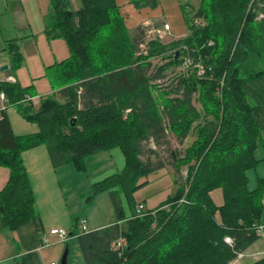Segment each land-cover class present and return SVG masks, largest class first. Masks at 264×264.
<instances>
[{"label": "trees", "instance_id": "16d2710c", "mask_svg": "<svg viewBox=\"0 0 264 264\" xmlns=\"http://www.w3.org/2000/svg\"><path fill=\"white\" fill-rule=\"evenodd\" d=\"M81 1L75 9L71 0H52L49 37L64 38L70 48L48 70L55 92L34 102L19 82H0L8 101L40 128L17 136L0 110V165L11 171L0 190V230L39 219L23 150L45 144L54 165L73 163L85 172L91 155L119 147L124 168L93 183L86 195L90 204L109 191L115 208L113 224L79 233L86 263L229 264L260 238L263 222L264 177L253 185L249 176L260 161L262 128L244 84L264 74V9L258 10L264 0H200L191 14L183 0L190 31L169 42L149 38L152 27L130 29L117 0ZM7 48L20 66L18 46ZM187 56L192 63L185 67ZM169 134L180 142L195 137L181 156L168 148L177 173L187 165L188 187L149 209L135 193L165 164L144 158L146 149L151 141L169 143ZM216 188L222 203L212 197ZM140 203L145 214L129 216ZM120 236L122 252L114 247ZM252 264H264V256Z\"/></svg>", "mask_w": 264, "mask_h": 264}, {"label": "crops", "instance_id": "0c3cea01", "mask_svg": "<svg viewBox=\"0 0 264 264\" xmlns=\"http://www.w3.org/2000/svg\"><path fill=\"white\" fill-rule=\"evenodd\" d=\"M117 2L130 29L140 24L153 27L152 25L161 26L164 22H169L173 39L188 32L183 0H157L155 6L147 4L139 7L135 5V0ZM167 4H176L177 8L172 7L169 10L171 16L163 18L161 7ZM51 13L52 4H0V82H19L29 89L30 97L37 96L35 99L55 92L47 75L48 70L56 62L69 56L51 49L53 41L62 39L49 37L47 24ZM135 20L137 22L134 23ZM128 21L134 24L130 26ZM9 42L12 45L16 44L23 55L21 65L18 67H14L11 60L12 53L7 48ZM48 47L51 49L49 52ZM4 64H8L9 67L1 70ZM244 90L250 101L256 105L254 115L262 128L257 149L260 161L254 170H249L252 172L251 175L249 173L251 183L256 185L258 178L264 177V74L246 82ZM0 110H4L15 135L23 136L39 131V124L37 122L36 125L33 124L34 120L25 116L17 104L10 103L1 89ZM106 152L108 154L102 158H96L98 160L95 164H99L97 171L87 164L88 172L82 179L87 181L75 191L72 186L75 166L73 168L70 163L54 165L45 144H38L22 151L39 219L38 221L30 219L15 229L0 230V264H45L51 260L61 263L66 249V264H87L79 243V233L82 232L81 220L86 219L87 231L107 227L115 222V208L109 191L99 193L90 204L86 203V195L93 183L121 171L126 164L125 156L119 147L93 154L87 163L91 157H99ZM10 173L9 167L0 165V190L7 184ZM79 174L82 175V172ZM78 194L82 195L81 203L73 207L71 201ZM125 207H128L126 202ZM127 213L129 214V210ZM262 221L263 230L260 238L244 251L249 255L241 258L238 264H252L264 256V213ZM69 226L71 237L67 241H59L55 235L50 234L51 228ZM43 235L49 236L53 243L43 245ZM229 264L237 263L232 261Z\"/></svg>", "mask_w": 264, "mask_h": 264}, {"label": "rangeland", "instance_id": "374dc122", "mask_svg": "<svg viewBox=\"0 0 264 264\" xmlns=\"http://www.w3.org/2000/svg\"><path fill=\"white\" fill-rule=\"evenodd\" d=\"M71 2H72V5L74 8H79L82 5L81 0H71ZM188 2L190 4V6H192L191 7L192 11L189 9L190 7L188 8L189 9L188 13L191 14L197 10L198 6L200 5V0H188ZM0 4H49L50 5V4H52V0H7V1L6 0H0ZM172 7L174 9L177 8L176 4H167L166 6L161 7L163 18H168L171 16V12L169 10ZM263 9H264V4H262V3L259 4V9H258L259 12H263ZM125 15L127 16L128 13H125ZM135 22H137V21L135 20L134 23ZM158 22H163V21H158ZM134 23L131 21H128V24L130 26ZM203 23H205V20L203 21ZM126 25H127V23H126ZM152 26H154V25H152ZM172 39H173L172 31H170V33H167V35L164 37L163 41L169 42ZM51 49L53 51L57 50L58 52L63 53V55H69V53H70V48L67 47V43H66L65 39H63V38L58 40V41H53ZM51 49H50V47H48L47 51L49 52V51H51ZM153 61H154V63H157V62L162 63V60H160V59H154ZM173 67H174L173 63H170V65L166 68L167 72H171ZM176 69L178 70V72L180 71V68H176ZM164 85H165V83H164ZM36 97L37 96H35L34 98L31 97L29 99L33 100ZM40 97H42V96H40ZM40 97H38V99ZM196 106L198 108H201V105L199 102H196ZM34 122H32V123L36 125V122L35 123ZM35 128H37V127L35 126ZM194 139H195V137L190 135V137L185 139L184 142H180L179 139L175 135L169 134V137H168L169 143H167V144H165V143L156 144L153 141H151L149 143V146H147V149H146L147 154L145 155L144 158H147L149 155V157L152 159L153 162L163 161L165 166L162 168L153 170L148 174V176H147V179L149 180L148 183L145 184L143 187H141L135 193V197L137 200L145 201L146 207H148L149 209H153V208L158 207L161 203L167 201V199L169 197L174 196V194L176 193L178 188L185 187V189H187V187H188L187 165H183L181 167L180 172L177 173L175 167L169 163L170 161H172L173 158H172L171 153L169 152L168 148H171L172 153L177 152L176 155L181 156V151H182V155H183L185 153L186 147L191 145V143L193 142ZM179 151H180V153H179ZM105 154H108V152L100 154L99 157H91V159L87 163L88 166L93 167L94 170H96L99 167L98 163L95 164V161L98 160L96 158H102ZM105 162H109V161H105ZM70 166H72L74 168L73 163H70ZM252 170H254V169H252ZM74 171H75V175H74V180L72 181V186H73L74 190L77 191L78 187L85 185L84 181H87V179H85L84 181L82 179L84 178V176H86V172H88V171H85V172L80 171L79 172L75 168H74ZM81 172H82V175L79 174ZM249 173H250V175L252 174L251 171ZM254 173H256V170ZM212 197L214 198L215 202L222 203L223 202L222 189L216 188V189L212 190ZM81 200H82L81 194L75 195L74 200L71 201V205L73 207H76L81 203ZM184 202H186V200L183 196L180 199V204H183ZM129 214H130V210H129ZM70 227L71 226L65 227V228L69 229ZM245 253L237 256L232 261L234 263L238 264L241 258L249 255V254H247V253L245 254Z\"/></svg>", "mask_w": 264, "mask_h": 264}, {"label": "built area", "instance_id": "2783aa9c", "mask_svg": "<svg viewBox=\"0 0 264 264\" xmlns=\"http://www.w3.org/2000/svg\"><path fill=\"white\" fill-rule=\"evenodd\" d=\"M262 14H260L261 16ZM171 31V25L169 22H164V24H162L161 26H153L152 28L149 29L148 31V37L151 38V37H156V38H159L161 40L164 39V37L167 35V33H170ZM190 31V30H189ZM188 31V32H189ZM181 48H186L185 45H183ZM192 63V60H191V57L190 56H187L185 58V62H184V66H188ZM198 75H202L203 72H204V68L201 66V65H198ZM28 98H31L30 96H28ZM34 102H36L37 100L36 99H33ZM145 205L143 203H140L136 206V210L134 213H131L129 216L131 217H138V216H142L145 214ZM263 230V225L260 224L258 226V232L261 233V231ZM81 231H87V225H86V219H82L81 220ZM50 234L52 235H55L57 237V239L59 241H67L70 239L71 237V234L70 232L68 231V229L66 228H51L50 229ZM225 241L229 244H232L233 243V239L232 237L230 236H226L225 238ZM42 242H43V245H51L53 243V241L51 240V238L47 235H43V238H42ZM126 244V239L123 237V236H120L117 241L114 243V247L116 249H119L120 252H122V250L124 249V246ZM244 252H241L238 254L239 255H242ZM45 264H61L55 260H51Z\"/></svg>", "mask_w": 264, "mask_h": 264}, {"label": "water", "instance_id": "95a60500", "mask_svg": "<svg viewBox=\"0 0 264 264\" xmlns=\"http://www.w3.org/2000/svg\"><path fill=\"white\" fill-rule=\"evenodd\" d=\"M179 52L177 51V54H178ZM8 64H4L2 67H1V70H5V69H8ZM67 249H66V252L64 253V255H63V257H62V259H61V264H66L67 263Z\"/></svg>", "mask_w": 264, "mask_h": 264}, {"label": "clouds", "instance_id": "9594fccd", "mask_svg": "<svg viewBox=\"0 0 264 264\" xmlns=\"http://www.w3.org/2000/svg\"><path fill=\"white\" fill-rule=\"evenodd\" d=\"M164 24V23H163ZM188 31H189V29H188ZM4 93V92H3ZM36 100H38V98L36 99Z\"/></svg>", "mask_w": 264, "mask_h": 264}]
</instances>
